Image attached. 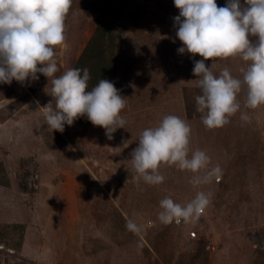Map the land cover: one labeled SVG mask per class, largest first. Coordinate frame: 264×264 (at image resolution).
Here are the masks:
<instances>
[{
    "label": "rangeland",
    "instance_id": "374dc122",
    "mask_svg": "<svg viewBox=\"0 0 264 264\" xmlns=\"http://www.w3.org/2000/svg\"><path fill=\"white\" fill-rule=\"evenodd\" d=\"M178 14L173 0H72L66 39L55 46L56 75L75 65L98 23L108 21L112 33L104 30L103 41L127 101L124 128L111 140L86 116L51 130L39 107L53 99L42 73L0 83V264H264V104L244 108L242 91L241 111L228 123L203 124L192 72L203 57L177 51ZM206 64L242 76L246 62L237 55ZM97 82L92 75L88 87ZM169 113L190 123V149L207 151L218 179L193 185V173L163 163L165 180L152 185L129 171L141 131ZM199 190L211 197L197 218L158 219L161 198L186 203ZM129 217L145 225L142 233L127 229Z\"/></svg>",
    "mask_w": 264,
    "mask_h": 264
},
{
    "label": "clouds",
    "instance_id": "9594fccd",
    "mask_svg": "<svg viewBox=\"0 0 264 264\" xmlns=\"http://www.w3.org/2000/svg\"><path fill=\"white\" fill-rule=\"evenodd\" d=\"M179 9L174 16L176 36L182 42L179 53L199 54L192 72L200 93L195 96L197 111L208 128L229 122L241 111L238 94L245 93L244 108L264 104V0H173ZM72 0H0V83L38 80V73L51 78L48 92L53 99L42 108L51 130L63 131L80 116L105 129L108 139L123 127L126 118L121 110L126 96L111 79L103 78L91 88L90 69L69 67L59 75L55 46L65 39V20ZM255 36L252 40L249 37ZM239 56L246 62L235 76L228 67L213 72L208 58ZM54 100V105H53ZM39 104V101H37ZM247 119V113L241 112ZM191 125L183 117L165 114L155 126L145 127L131 152L130 172H136L152 185L165 180L160 171L163 163L193 173V185L209 183L221 169L209 168L211 157L206 150L190 149ZM211 193L199 190L186 203L164 196L159 200L158 219L170 222L190 221L210 203ZM128 230L140 234L145 225L129 217Z\"/></svg>",
    "mask_w": 264,
    "mask_h": 264
},
{
    "label": "trees",
    "instance_id": "16d2710c",
    "mask_svg": "<svg viewBox=\"0 0 264 264\" xmlns=\"http://www.w3.org/2000/svg\"><path fill=\"white\" fill-rule=\"evenodd\" d=\"M108 21H100L87 41L85 48L83 49L80 57L76 61L73 67H85L90 69L91 76L93 75V81L107 78L113 80L115 73V64L113 62V56L109 54L110 43L106 44L103 41L104 30L112 33V28ZM18 226V225H17Z\"/></svg>",
    "mask_w": 264,
    "mask_h": 264
}]
</instances>
